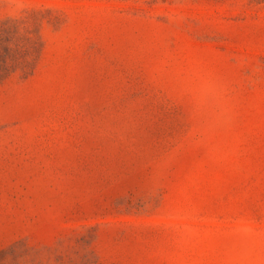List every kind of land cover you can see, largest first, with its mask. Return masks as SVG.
<instances>
[{"label": "rangeland", "instance_id": "rangeland-1", "mask_svg": "<svg viewBox=\"0 0 264 264\" xmlns=\"http://www.w3.org/2000/svg\"><path fill=\"white\" fill-rule=\"evenodd\" d=\"M0 264H264V0H0Z\"/></svg>", "mask_w": 264, "mask_h": 264}]
</instances>
